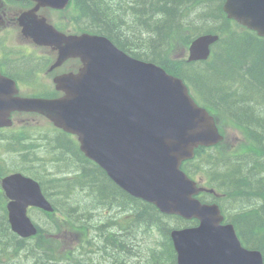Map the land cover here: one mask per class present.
Wrapping results in <instances>:
<instances>
[{
	"label": "water",
	"instance_id": "water-1",
	"mask_svg": "<svg viewBox=\"0 0 264 264\" xmlns=\"http://www.w3.org/2000/svg\"><path fill=\"white\" fill-rule=\"evenodd\" d=\"M244 23L255 26L249 20ZM211 41V37L196 41L192 57ZM100 42L95 44L89 69L62 86L65 96L55 100L57 111L50 120L76 134L85 155L131 194L153 202L162 212L200 221L196 228L171 233L177 264H261L257 255L239 249L231 226H218L217 207L191 198L199 190L177 166L190 156L192 146L182 143L185 147L170 148L163 142L170 137L184 141L192 131L205 135L201 144L213 142L216 131L211 118L191 102L178 81L95 38V43ZM37 102L30 108L45 106ZM3 187L16 199L8 205L12 229L22 236L32 234L25 207L31 204L47 211L51 207L38 186L20 175L3 180Z\"/></svg>",
	"mask_w": 264,
	"mask_h": 264
},
{
	"label": "trees",
	"instance_id": "trees-1",
	"mask_svg": "<svg viewBox=\"0 0 264 264\" xmlns=\"http://www.w3.org/2000/svg\"><path fill=\"white\" fill-rule=\"evenodd\" d=\"M81 7L82 14L96 20V31L103 33L106 31L108 37L117 43L122 49L131 52L136 57H147L152 62L163 65L160 60V52L163 44H169L174 38L178 37L183 27L193 25V16L198 15L199 11H212V6L206 4L208 0H128V3L122 8L120 3L110 0H75ZM122 8V9H121ZM200 8V9H199ZM148 52L149 54H144ZM218 72H207V77L221 86L227 83L230 78H236L241 74V78H248L255 84L250 93L257 96L264 94V51L257 45L251 43H231L227 44V50L219 53ZM253 64V65H252ZM199 73L196 71L194 77L199 81ZM212 76L214 79L212 80ZM219 95L223 90L218 88ZM230 103L229 100H227ZM240 102L232 103L233 108L240 105ZM248 114V111L241 112ZM68 155V153L64 154ZM75 163V161H74ZM79 175L74 178L71 183L63 181L53 182L52 186H58L60 191L58 197L53 200H70L71 193L75 189H90L93 186L99 188V199L116 197L118 189L115 186L112 188H103L105 180L103 175L95 169L91 171L88 163L80 158L79 160ZM225 175V174H224ZM223 175V176H224ZM243 178V180L238 179ZM256 178L264 189V165L253 164L251 166L241 167L235 174L229 172L225 180L228 182V188L231 191L230 197L232 200H237L240 208H244L241 200H248L251 196L260 195L261 189H256L252 181ZM252 180L251 182L249 181ZM249 182V183H248ZM69 189H68V188ZM236 197L234 195H240ZM62 198H60V197ZM264 200V197H261ZM85 204L84 207L86 208ZM152 208V207H151ZM75 210L72 211L74 213ZM143 212L150 213V209H144ZM72 213H67L63 221L55 220L57 227L73 230L76 223H79ZM137 220L140 215L135 216ZM240 218V217H239ZM260 218V226L253 228L248 227L244 234V239L250 238L252 244L249 248L258 249L262 252L264 258V213ZM88 223V221H86ZM80 227L84 224L79 223ZM78 226V225H77ZM112 239V249L120 248V245L128 243V240L123 235H117ZM254 239V241H253ZM15 237L10 234L2 207L0 206V254L12 245ZM165 258L155 256L154 253L147 254L150 261H155V264H175L172 247L168 244L164 250ZM0 255V259H1ZM65 253L61 258H65ZM159 258V259H158ZM161 260V261H160ZM1 264V262H0ZM144 264H149L146 261Z\"/></svg>",
	"mask_w": 264,
	"mask_h": 264
},
{
	"label": "flooded vegetation",
	"instance_id": "flooded-vegetation-1",
	"mask_svg": "<svg viewBox=\"0 0 264 264\" xmlns=\"http://www.w3.org/2000/svg\"><path fill=\"white\" fill-rule=\"evenodd\" d=\"M10 8L11 7L8 6L5 0H0V39H7L16 33L13 25L17 24V17L15 14H11ZM1 31H6L7 34H2ZM36 57L43 58L45 61L44 64L36 61ZM51 59L53 63L55 55L54 51L51 49L37 48L32 44H3L2 40H0V74L13 80L16 85L18 83V85H20L18 90L30 89L31 87L42 83L39 77V71L43 66L47 73V67ZM8 64L19 70L27 64H30L32 67V74L24 78L14 76L9 71ZM76 69H78V62L76 60H68L65 63H62L59 67L53 69L51 72L54 74H60L63 72L74 71Z\"/></svg>",
	"mask_w": 264,
	"mask_h": 264
},
{
	"label": "rangeland",
	"instance_id": "rangeland-1",
	"mask_svg": "<svg viewBox=\"0 0 264 264\" xmlns=\"http://www.w3.org/2000/svg\"><path fill=\"white\" fill-rule=\"evenodd\" d=\"M200 9V8H199ZM212 11H213V8H211ZM84 17L86 18H89V16L87 15H83ZM68 18H70V16H68ZM2 40V43L3 44H12V40H7V39H0ZM8 68H9V71L14 75V76H18L20 78H24V77H28L32 74V67L30 64H27L25 67L21 68L20 70L19 69H16L14 68L13 66H11L10 64H8ZM214 79V77L212 76V80ZM210 83L211 81L208 80V81H202V77H201V81L199 83H196V87L198 89V91H205V89L207 87L210 86ZM26 134V132H25ZM46 134L45 132V126L43 124H40L39 128L33 132V135L34 136H40V135H44ZM225 134L228 138V141L231 142V143H234L233 141L236 139L237 135L236 133L230 129V128H225ZM47 135H48V138L51 137V136H54V132L53 131H49L47 129ZM56 145H59L63 148H66V149H69L71 151H73V147L67 142V140L65 139V137H58L54 140V142ZM52 145V144H51ZM23 151L24 152H31V151H34V149H32L29 145H23ZM41 149L39 151L36 152V156H38L39 158L42 159V157L40 155H43L41 152ZM0 158L6 163L3 167L6 168L7 172L9 170H12V171H16V166H19L18 162H17V158H15L14 155H3V156H0ZM44 159H47V155L45 156ZM43 160V159H42ZM11 171V172H12ZM6 172V173H7ZM60 191V188L58 186H52V185H47L46 188H45V192L48 196L49 199H55L58 197V193ZM78 193L75 191L73 193V198L74 200H66L65 203H66V206L67 207H75L77 206L79 203H78V200H91L89 197H87L86 195L84 194H81L80 195V191L79 189L77 190ZM65 205L61 204V203H57L55 204V207L56 208H61V207H66ZM137 207L139 208H142L144 209V207L142 205H137ZM236 205L233 206V212H236ZM259 211L258 210H255V215L258 214ZM149 215V214H148ZM30 218H32V220L35 222H39L40 220L42 219H45V216L44 215H40V214H35L34 212L30 211ZM167 224L169 226H179V227H182L184 225V223L182 221H178L176 219H173V218H169L167 220ZM144 231H142L140 229L139 231V235L137 236L138 238V241L135 243L136 246V251L140 254H146L149 252V249L153 246V241H162V237L161 235L156 231V229H153L152 232H151V235L150 236H142L141 233H143ZM57 240L63 242L64 244H67L69 243V238L68 236H64V235H61L59 238H57Z\"/></svg>",
	"mask_w": 264,
	"mask_h": 264
}]
</instances>
